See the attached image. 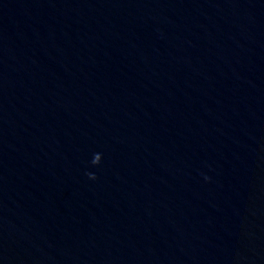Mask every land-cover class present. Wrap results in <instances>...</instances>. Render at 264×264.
<instances>
[{
	"label": "water",
	"instance_id": "95a60500",
	"mask_svg": "<svg viewBox=\"0 0 264 264\" xmlns=\"http://www.w3.org/2000/svg\"><path fill=\"white\" fill-rule=\"evenodd\" d=\"M0 264H264V0H0Z\"/></svg>",
	"mask_w": 264,
	"mask_h": 264
}]
</instances>
